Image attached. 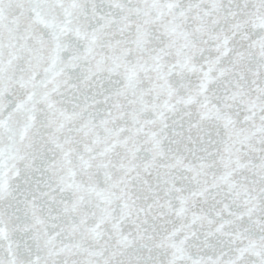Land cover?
<instances>
[{"label": "snow or ice", "instance_id": "snow-or-ice-1", "mask_svg": "<svg viewBox=\"0 0 264 264\" xmlns=\"http://www.w3.org/2000/svg\"><path fill=\"white\" fill-rule=\"evenodd\" d=\"M0 264H264V0H0Z\"/></svg>", "mask_w": 264, "mask_h": 264}]
</instances>
